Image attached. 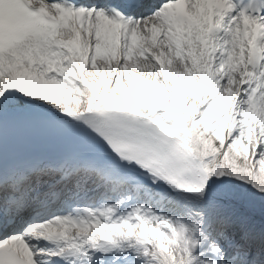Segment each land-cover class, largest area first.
Here are the masks:
<instances>
[{"label":"snow or ice","instance_id":"obj_1","mask_svg":"<svg viewBox=\"0 0 264 264\" xmlns=\"http://www.w3.org/2000/svg\"><path fill=\"white\" fill-rule=\"evenodd\" d=\"M0 264H264V0H0Z\"/></svg>","mask_w":264,"mask_h":264}]
</instances>
